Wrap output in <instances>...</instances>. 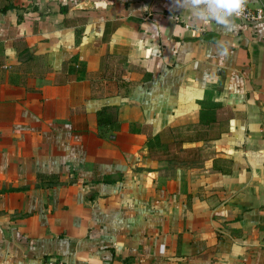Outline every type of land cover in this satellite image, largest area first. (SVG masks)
Returning <instances> with one entry per match:
<instances>
[{
	"label": "crops",
	"instance_id": "obj_1",
	"mask_svg": "<svg viewBox=\"0 0 264 264\" xmlns=\"http://www.w3.org/2000/svg\"><path fill=\"white\" fill-rule=\"evenodd\" d=\"M44 260L264 264V19L0 0V264Z\"/></svg>",
	"mask_w": 264,
	"mask_h": 264
},
{
	"label": "clouds",
	"instance_id": "obj_2",
	"mask_svg": "<svg viewBox=\"0 0 264 264\" xmlns=\"http://www.w3.org/2000/svg\"><path fill=\"white\" fill-rule=\"evenodd\" d=\"M249 0H174V5L188 12L195 20L215 22L231 30L235 18L241 17ZM221 56L229 54L227 42H218Z\"/></svg>",
	"mask_w": 264,
	"mask_h": 264
},
{
	"label": "built area",
	"instance_id": "obj_3",
	"mask_svg": "<svg viewBox=\"0 0 264 264\" xmlns=\"http://www.w3.org/2000/svg\"><path fill=\"white\" fill-rule=\"evenodd\" d=\"M238 19L245 22H252L260 19H264V0H259V5L256 8H248L246 6L245 13ZM42 264H69L63 261H51L44 260Z\"/></svg>",
	"mask_w": 264,
	"mask_h": 264
}]
</instances>
